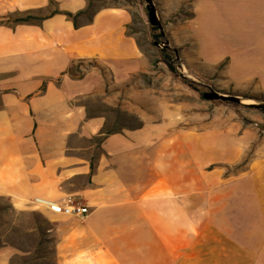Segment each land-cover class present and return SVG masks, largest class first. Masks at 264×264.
Returning a JSON list of instances; mask_svg holds the SVG:
<instances>
[{
  "label": "crops",
  "instance_id": "crops-1",
  "mask_svg": "<svg viewBox=\"0 0 264 264\" xmlns=\"http://www.w3.org/2000/svg\"><path fill=\"white\" fill-rule=\"evenodd\" d=\"M160 1L166 15L188 4L192 15L179 26L198 56L225 61L231 81L264 95V0ZM86 6L0 0V197L19 209H44L57 222V264H264L263 184L241 174L219 186L215 176L203 194L202 166L213 159L203 157L201 134L171 137L147 126L106 135L96 152L84 143L100 135L104 120L87 118L75 100L99 89L102 77L92 67L75 78L73 63L92 61L117 81L143 64L127 33L129 11L101 8L75 26L65 12ZM26 14L43 17L18 20ZM210 147L208 156L227 159ZM68 194L90 213L70 216L33 203ZM202 218L211 221L203 226ZM12 254L0 248V264Z\"/></svg>",
  "mask_w": 264,
  "mask_h": 264
},
{
  "label": "rangeland",
  "instance_id": "rangeland-1",
  "mask_svg": "<svg viewBox=\"0 0 264 264\" xmlns=\"http://www.w3.org/2000/svg\"><path fill=\"white\" fill-rule=\"evenodd\" d=\"M154 3L165 38L177 49V53L166 49L167 53L173 57L177 69L179 64L183 66L184 74L194 80L197 89L179 72L173 73L165 63L162 47L155 43H161L164 36L159 28L151 29L145 0H87V12L79 17V22L87 21L95 11L105 7H124L129 11L131 21L127 33L135 38L143 54V64L127 79L117 81L109 70L92 61H75L70 69L73 77H82L92 67L98 68L102 77L101 87L81 96L75 104L84 105L87 118L104 120L98 134L147 126L156 128L159 133L171 134V137L201 134L203 157L213 159L202 166L203 194L209 195V184L215 181V176L219 186L244 174L249 179L260 180L264 187V111L233 102L204 99L202 92L216 89L263 101L264 95L250 88L241 89V83L231 81L224 71L225 61L210 64L198 56L191 35H187L185 27L179 26L192 15L188 4L183 3L178 11L166 15L161 1L154 0ZM54 7L52 5L50 10H55ZM154 34L160 35L155 37ZM84 143L92 145L96 152L100 137ZM211 144L227 159L221 160L218 154L208 156ZM252 165L256 171L249 175L247 169ZM222 199L217 201L220 212L224 209ZM204 203L203 210H208L209 204ZM241 220L236 218L235 221ZM210 221L207 218L199 220L203 226ZM56 224L44 209H19L0 197V248L13 250L9 264H57Z\"/></svg>",
  "mask_w": 264,
  "mask_h": 264
},
{
  "label": "water",
  "instance_id": "water-1",
  "mask_svg": "<svg viewBox=\"0 0 264 264\" xmlns=\"http://www.w3.org/2000/svg\"><path fill=\"white\" fill-rule=\"evenodd\" d=\"M145 2H146L145 7L147 10L150 24L152 26H157L160 29L161 34L164 36V40L161 43H157L156 41L155 43L159 44L160 47H162V49H169V50L172 49L175 53H177V49L173 48L170 45L169 40L165 38V35L163 33L162 21L158 13L157 7L154 3V0H145ZM178 68H179L178 69L179 74H181L185 80L194 83V80L191 77L184 74L183 66L181 64L178 65ZM202 97L208 100H221V101L233 102L236 104H241V105L253 107V108L264 111V101L263 100L255 99V98H251V97H247L243 95L227 94V93L218 91L216 89H210L208 91L202 92Z\"/></svg>",
  "mask_w": 264,
  "mask_h": 264
},
{
  "label": "built area",
  "instance_id": "built-area-1",
  "mask_svg": "<svg viewBox=\"0 0 264 264\" xmlns=\"http://www.w3.org/2000/svg\"><path fill=\"white\" fill-rule=\"evenodd\" d=\"M35 205L49 208L53 212L62 213L70 216L85 217L90 213L88 205L75 195L68 194L58 201H50L46 199H35Z\"/></svg>",
  "mask_w": 264,
  "mask_h": 264
},
{
  "label": "trees",
  "instance_id": "trees-1",
  "mask_svg": "<svg viewBox=\"0 0 264 264\" xmlns=\"http://www.w3.org/2000/svg\"><path fill=\"white\" fill-rule=\"evenodd\" d=\"M87 9H88V7L86 6L84 9L78 10V11L75 12V13H71V12H65V13H66L69 17H71V18L73 19L75 26H77V25H78V19H79V17L82 16L83 14H85V13L87 12ZM54 12H58V10H53L52 13H54ZM42 17H43V16H41V15L26 14L24 17H20V18H18V20L29 21L30 19H35V18H36V19H40V18H42ZM91 18H92V16H91L90 18H88V20H90ZM151 29H152L153 31H155V30L158 29V27H157V26H152V25H151ZM154 35H155V37H157V36H159L160 34H154ZM160 50H161V53L163 54L164 61H165V63L167 64L168 68H169L173 73L178 74V69H177V66H176L175 63H174V59H173V57H172L169 53H167V50H166V49H160ZM69 71H70V70H69ZM187 82H188V84H189L191 87H193L194 89H197V88L194 86L193 82H190V81H187ZM106 135H108V133L102 131L101 134L98 136V137H100V141H102V139H103Z\"/></svg>",
  "mask_w": 264,
  "mask_h": 264
}]
</instances>
